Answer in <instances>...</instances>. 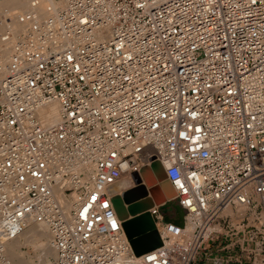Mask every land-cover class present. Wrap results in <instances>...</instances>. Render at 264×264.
Instances as JSON below:
<instances>
[{
  "label": "built area",
  "instance_id": "obj_1",
  "mask_svg": "<svg viewBox=\"0 0 264 264\" xmlns=\"http://www.w3.org/2000/svg\"><path fill=\"white\" fill-rule=\"evenodd\" d=\"M58 2L35 33L1 37L0 264L29 220L49 228L53 264H193L233 227L228 209L262 220L264 0ZM153 158L190 237L154 205L162 244L136 256L109 188Z\"/></svg>",
  "mask_w": 264,
  "mask_h": 264
},
{
  "label": "bare ground",
  "instance_id": "obj_2",
  "mask_svg": "<svg viewBox=\"0 0 264 264\" xmlns=\"http://www.w3.org/2000/svg\"><path fill=\"white\" fill-rule=\"evenodd\" d=\"M38 1L39 0H0V15L2 12L6 13L11 21L5 26H0V68L6 61L7 56L9 54V50H10L7 45H4V43L6 42L2 41L1 37L4 36L5 34H8L10 37H14L18 35L20 31L22 33L23 32L35 33L41 27L43 21L49 18L58 9H60V6H61V3H59L58 0H47V4L44 7H46L48 10L49 9L51 10V15L48 17H43V14L40 13V7L37 6ZM1 75L2 73L0 69V77ZM59 109L60 107H59L58 102L51 101L43 105L41 108H39L36 111V116L38 117V119L40 120L43 126H48L50 124H53L57 120ZM152 161L153 160H151V163ZM147 166H150V165H147ZM162 168L164 169L163 165H162ZM141 183L143 185L145 184L144 181H142ZM141 183L140 185L142 186ZM122 186L124 187V184L121 185V187ZM144 187L148 188L146 184L144 185ZM172 188L174 192V196L172 197V199H174L176 195V191L173 186ZM140 190L141 189L137 188L135 191H132V193L127 194V196L129 197V195H138L139 192H141ZM174 201L178 203L176 199H174ZM236 209H238L236 210V212H241V210H243L244 208L239 207ZM228 210H231V209H228ZM239 215L241 214L235 213V216H234L235 219H237V216ZM263 216L264 215L262 214V218ZM165 229L172 239L182 244H187V241L190 237V230H191V226L188 223L183 224L178 228H175L171 225H166ZM49 238H51V236H50V231L47 225L33 221V220H29V223L27 224L26 227H24V229L22 230L20 234H18L17 236H15L14 238L6 242L5 244L6 254L15 264H32L33 261H31L29 257H26L25 256L26 253L24 254V252L21 250V247L26 245V247L31 246V248L40 247L41 250L43 251L42 253L43 261L49 260L50 256H55V251L51 247ZM139 255H136V256H139Z\"/></svg>",
  "mask_w": 264,
  "mask_h": 264
},
{
  "label": "water",
  "instance_id": "obj_3",
  "mask_svg": "<svg viewBox=\"0 0 264 264\" xmlns=\"http://www.w3.org/2000/svg\"><path fill=\"white\" fill-rule=\"evenodd\" d=\"M152 160L150 166L141 167L139 174L133 173L132 179L124 178L109 188L110 193L113 195L114 208L119 218L123 221L122 227L136 255L161 245L155 222L148 212L149 208L158 205L160 212L163 214L164 222L171 221L174 224L183 225L184 210L172 200L173 188L165 175L161 163L158 160H154V158ZM144 168L148 169L156 180V183L148 188L144 187L146 183L141 173ZM142 181H144V185L141 183ZM123 184L124 187L122 186V188L121 185ZM137 188L141 189L138 195L127 196V194L132 193ZM154 188L158 190L155 194L153 193ZM170 205L175 208L178 215L174 220H170L166 214Z\"/></svg>",
  "mask_w": 264,
  "mask_h": 264
},
{
  "label": "rangeland",
  "instance_id": "obj_4",
  "mask_svg": "<svg viewBox=\"0 0 264 264\" xmlns=\"http://www.w3.org/2000/svg\"><path fill=\"white\" fill-rule=\"evenodd\" d=\"M46 4L47 0H39L37 2V6L40 7V13L43 14V17H48L51 15V10H48L46 7H44ZM10 22L11 21L8 15L2 12L0 15V26H5ZM20 33L22 32L20 31L18 34ZM16 36L10 38L13 39L16 38ZM141 173L148 187L156 183L154 176L148 169H142ZM157 191V188L153 189L154 194L157 193ZM171 196L173 197L174 193L171 194ZM229 213L232 216L231 221L233 223V227H226L224 223L222 228L219 229V233H217L213 238L216 241L215 243L218 245V264H264V216L263 219L259 221L250 219L246 225L245 220L243 223L241 222L242 216H237V219H235V213L238 212L234 213L229 210ZM166 214L170 220H174L178 216L175 208L172 205L168 206ZM167 223L173 222L169 221ZM213 239L211 240L213 241ZM30 248L31 246L26 247L25 245L21 247V250L24 252V254L26 253V257H29L31 261H33L32 264H53V258L55 256H50L49 260L43 261V251L41 248ZM230 256H232V258L228 260ZM237 256H239L238 259H240L241 262L235 260V257ZM193 264L195 263L193 262Z\"/></svg>",
  "mask_w": 264,
  "mask_h": 264
},
{
  "label": "crops",
  "instance_id": "obj_5",
  "mask_svg": "<svg viewBox=\"0 0 264 264\" xmlns=\"http://www.w3.org/2000/svg\"><path fill=\"white\" fill-rule=\"evenodd\" d=\"M215 242V239H213V241L211 240L207 243V251L204 253H200L196 262H194L195 264H216L215 260L218 259V245Z\"/></svg>",
  "mask_w": 264,
  "mask_h": 264
},
{
  "label": "snow or ice",
  "instance_id": "obj_6",
  "mask_svg": "<svg viewBox=\"0 0 264 264\" xmlns=\"http://www.w3.org/2000/svg\"><path fill=\"white\" fill-rule=\"evenodd\" d=\"M93 199H95V197H93Z\"/></svg>",
  "mask_w": 264,
  "mask_h": 264
}]
</instances>
